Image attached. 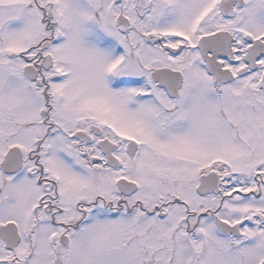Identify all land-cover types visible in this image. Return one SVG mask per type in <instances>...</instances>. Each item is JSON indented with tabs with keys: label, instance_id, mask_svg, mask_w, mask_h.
I'll return each mask as SVG.
<instances>
[{
	"label": "snow or ice",
	"instance_id": "obj_1",
	"mask_svg": "<svg viewBox=\"0 0 264 264\" xmlns=\"http://www.w3.org/2000/svg\"><path fill=\"white\" fill-rule=\"evenodd\" d=\"M0 264H264V0H0Z\"/></svg>",
	"mask_w": 264,
	"mask_h": 264
}]
</instances>
